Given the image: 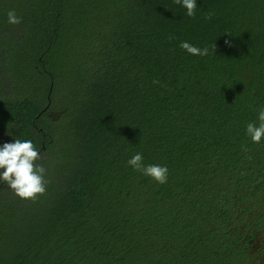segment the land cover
Wrapping results in <instances>:
<instances>
[{
	"label": "trees",
	"instance_id": "16d2710c",
	"mask_svg": "<svg viewBox=\"0 0 264 264\" xmlns=\"http://www.w3.org/2000/svg\"><path fill=\"white\" fill-rule=\"evenodd\" d=\"M42 1L37 42L2 66L22 94L0 98V146L31 139L47 191L0 181V264H264V140L246 135L264 0H197L194 17L174 0Z\"/></svg>",
	"mask_w": 264,
	"mask_h": 264
},
{
	"label": "clouds",
	"instance_id": "9594fccd",
	"mask_svg": "<svg viewBox=\"0 0 264 264\" xmlns=\"http://www.w3.org/2000/svg\"><path fill=\"white\" fill-rule=\"evenodd\" d=\"M187 10L189 17L196 15L197 0H174ZM8 23L19 25L21 18L15 10L7 13ZM172 37H170L171 39ZM227 44L228 41H225ZM179 47L193 56H207L208 47L200 48L188 41H182ZM216 45L213 46L215 52ZM258 121L247 124L246 135L251 138L252 143L259 144L264 140V108L258 113ZM246 150V149H245ZM41 159L40 151L31 139H15L14 142H5L0 146V181L6 183L9 188L21 199L35 202L47 191L46 169L38 165L36 161ZM134 170L150 177L159 184L167 183L168 168L158 164H144L142 153H136L128 161Z\"/></svg>",
	"mask_w": 264,
	"mask_h": 264
},
{
	"label": "rangeland",
	"instance_id": "374dc122",
	"mask_svg": "<svg viewBox=\"0 0 264 264\" xmlns=\"http://www.w3.org/2000/svg\"><path fill=\"white\" fill-rule=\"evenodd\" d=\"M42 2V0H0V98H17L22 94L15 86L14 77H10V73L5 72L2 66L4 64L8 67L10 54L19 50L21 55L37 42L32 29L38 31L36 20L41 12L37 8ZM11 10H15L17 16L21 18L19 25L8 23L7 13ZM25 64L26 58L17 57L10 61L12 75H15L13 74L15 70L25 72ZM21 75L24 77L23 72Z\"/></svg>",
	"mask_w": 264,
	"mask_h": 264
},
{
	"label": "water",
	"instance_id": "95a60500",
	"mask_svg": "<svg viewBox=\"0 0 264 264\" xmlns=\"http://www.w3.org/2000/svg\"><path fill=\"white\" fill-rule=\"evenodd\" d=\"M43 148L45 149V146H43Z\"/></svg>",
	"mask_w": 264,
	"mask_h": 264
}]
</instances>
